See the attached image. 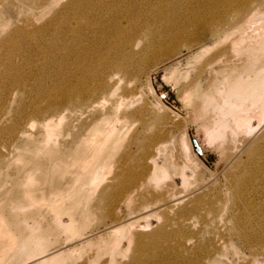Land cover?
Returning <instances> with one entry per match:
<instances>
[{"label":"rangeland","instance_id":"obj_1","mask_svg":"<svg viewBox=\"0 0 264 264\" xmlns=\"http://www.w3.org/2000/svg\"><path fill=\"white\" fill-rule=\"evenodd\" d=\"M242 1L0 0V264L43 258L46 264H195L200 258H190L189 249L202 245L216 264H264V243H245L240 231L253 229L241 216L246 209L254 215V205L232 198L237 185L251 186L247 180L264 173L254 166L264 162V123L253 115L254 100L219 99L214 142L197 114L202 92L212 84L225 88L234 66L246 65L244 76L251 78L264 66V52L247 40L251 31L264 32V2L245 6L263 12L251 26ZM225 6L231 9L225 21L199 29L209 11ZM236 15L239 24L225 23ZM138 51L142 61L124 93L117 86L116 96L95 94L83 112L46 107L41 119H29L40 104L60 98L66 78ZM118 94L125 95L120 110L127 120L109 124L124 138L109 143L102 157L80 159L79 151L96 140L81 122L112 107ZM228 102L235 111L225 110ZM239 105L240 114L253 116L245 118L248 124L236 122ZM98 125H91L97 138L108 127ZM147 143L155 156L141 159ZM126 152L131 158L125 160ZM157 162L166 169L158 170V181L152 178ZM244 166L253 168L250 176ZM257 190L246 187L240 199L255 200ZM179 222L185 235L168 240L161 231ZM158 233L164 236L151 240ZM139 238L145 243L137 245ZM31 251L41 258L29 262Z\"/></svg>","mask_w":264,"mask_h":264},{"label":"bare ground","instance_id":"obj_2","mask_svg":"<svg viewBox=\"0 0 264 264\" xmlns=\"http://www.w3.org/2000/svg\"><path fill=\"white\" fill-rule=\"evenodd\" d=\"M248 1L249 0H243L242 1L243 8H245ZM253 1L257 2L256 4H258V5H260V4L262 5L264 2V0H253ZM258 5H255V4L253 5L252 3L249 4L244 9L245 14L243 16V19L246 20L249 17L252 20L253 18L255 19V16L257 18L263 16L261 14L263 12H261V13L259 12L261 10H259ZM229 7L230 6H225L224 9H222V10L209 11L210 12L209 18L203 17L201 19L202 22H201L200 26L202 28H199V29L201 31H209L210 29H212V25L225 21L227 19L229 12L231 11V9ZM256 13H260L261 15L258 14V15H260L258 17V15ZM253 15H255V16H253ZM263 17H261L262 20H264ZM257 18H256V20H257ZM260 19H259V22H261ZM234 20H236V21H234ZM248 20H250V19H248ZM251 20H250V22L248 21V24H250L252 26V25H254V23L251 24V22H253L254 20H252V21ZM238 21H237V15H236L234 17V19L230 18L225 23L226 24L232 23L233 26H236L237 24L240 23V21L239 22ZM257 24L258 23H256V25ZM83 27L84 26H82V28ZM229 27H230V25H229ZM216 28H218V26ZM216 28L214 27L212 31L217 30ZM230 28H233V27H230ZM237 29H238V27H237ZM241 32H243V31H241ZM252 33L253 32L251 31L250 34L249 33L247 34L248 35L247 40H250V41L255 43L254 47H255L256 53L264 52V32L260 33V35H258V36L256 34H252ZM257 34H258V32H257ZM239 41L244 44V42L242 41V38H240ZM240 42L239 43L236 42V43L240 44ZM236 43H234V44H236ZM153 45L157 46L156 43H154ZM132 54H133V56H130V54H124V55H122L118 58H115V59H113L114 58L113 57V58H110L108 60L100 61L99 63L96 64L94 69H92V66H91V68L88 67V69L84 68L82 75H80V76L74 75L72 77V79L66 78L65 84L60 86V95H59L60 98L55 99V101H53L47 105H44V103H42L44 106H42L40 104L39 105L40 110H37L35 108L29 119L31 120V122H32L33 118H37V119L40 118L41 119V117L43 116L42 115L43 113L41 110L45 109L46 107L50 108L55 113H59V110H62L63 112L69 111V110H73L76 113H79L81 111L83 112L85 109H88L89 107L92 106L91 100L94 96H96L95 94H97V96L103 95L106 97L107 93L111 91V93H112L111 96H116L117 86L118 87L122 86V90H124L123 91V93H124L125 90L131 88L130 80L133 79L134 73L136 71L135 67H136V65H139L142 61V57L140 55L141 51H138V52L132 53ZM96 61H98V60H96ZM227 61H229V60H227ZM230 62H232L233 65L236 64L234 59L230 60ZM85 64H86V62H85ZM86 66H87V64H86ZM86 66H84V67H86ZM139 66L137 68H139ZM233 69L236 72V73H234L235 75H233L235 77L232 78L233 77L232 76V77L226 78L225 88L223 87V84L219 85V86L212 84V86H207V88L205 89V91L202 92L201 97H200L199 106L197 109L198 110L197 114H199L200 118L202 117L204 119V120L202 119L203 120L202 124L206 127V129L209 128L208 130H211L210 132L212 134L210 133L211 135H209V137H210V139H213L212 142H214V138L217 137V134H215L216 132L214 129L216 127H218L217 126L218 121H217V119L214 118V112L219 110V108H220V110L223 108V105L219 106L220 105L219 99L222 100V98H223L224 101L226 102L228 100V98H230L232 96H237V97H239V99H245V98L251 97V99L255 101V102L253 101V104L251 107V110L254 111L253 115L255 117H257L258 120H260L259 125L260 124L262 125L264 123V66L258 67L255 69L253 68L254 70H252V71H254V73H255L253 78L244 76L246 74V71L249 70V68L246 67V65H242L240 67L236 65L233 67ZM80 71H81V69H80ZM77 74H78V72H77ZM194 93L197 94L196 91H194ZM124 96H125L124 94H118V97L115 98V102H114V105L112 107H110L109 109H107L106 111L101 113L98 117H96L97 115L94 116V119L90 120V122L89 121L87 122V120H85L83 123L81 122V124H83L82 126H84L83 128H85V130H87L89 135H91V136L94 135V138L96 140L93 141V144L91 147L84 146L86 148H82V150L79 151L80 159H83V158L87 159V158H90L92 156L94 158L102 157L105 155L104 154L105 150L109 149V143L112 142L114 144L117 141L124 138L123 137L124 135H123L121 129L117 130L116 123L115 124H109V120L111 118H114L115 122H120L121 119L127 120V116H128L127 112L121 113V110H120V107L122 108V105H123ZM229 106H230V102H228V104L225 106V107H227V108H225V110H228V111L229 110L230 111L236 110L235 107L232 108ZM242 109L244 110L243 105H239L237 107V111L235 113L236 122L238 124H241V123L242 124L243 123L248 124V120H247L248 118L247 119H245V118L251 116V113H250V115H249V113H248V115L247 114L242 115V114H240ZM251 117H253V116H251ZM251 117H249V118H251ZM94 123L96 125L99 124L98 126H105V127L108 126V127H106L105 132H104V130L99 131L101 133L104 132L102 134L99 133V136L101 134V137L98 136L99 138H97V135H96V132L98 130L94 131L95 128H92V126H91ZM110 123H111V121H110ZM202 124H201V126H202ZM218 125H219V123H218ZM77 142L80 143L79 136L77 137ZM148 143L146 146L144 145L146 147V150H148V152L145 150L147 152V153L145 152L146 153L145 156L142 155L143 154V152H142V154H141L142 158L141 159H147L148 157H150V155L152 157L155 156V153L154 152L150 153V150H149L150 147H152V144H148ZM257 150L258 149H256V151ZM263 154H264V152H263ZM143 156H144V158H143ZM124 157H125V160L128 158H131V152H126ZM251 163H253V162H251ZM254 166H255V170L260 168L263 170L262 172H264V162H257L254 164ZM251 167H252V165H251ZM161 168H162V166H160L158 162L154 164V167L152 169L153 180H156V181L159 180V178L157 177L158 170L159 171L162 170L163 173L166 172V169L164 167L162 169ZM246 169H250V166H249V168H246ZM251 169H253V168H251ZM251 169H250V171H248L249 176L252 173ZM241 174L240 175L238 174V175L241 176ZM239 176L237 178H239ZM243 176H245V175H243ZM233 179H232V181H234ZM241 179H243L242 176H241ZM247 181L251 182V186L250 185L246 186L245 184L237 185L235 187L234 193H233V195H235V194H237V195L233 196L232 198L234 199V201H238L242 205H247L246 206L247 208H249L248 206H250L249 209H251V206L254 205V208H253L254 215H251L249 213V211H246L248 209H246L244 215L241 216V217L245 218L246 221L251 224V228H253V229H249L246 232L245 229H242L241 226H239V224L236 225V227L239 230L241 228L240 231L242 233V237H243V240L245 243L251 244V243H253L252 240H254V242H256V240H257L259 242L264 243V173L262 175L261 174H255L254 177L248 179ZM246 187L247 188L253 187L254 190H256V188H258V190L256 191V194H255L256 199L258 201H255L256 199L252 200V201L250 199V201H248V199H247L248 196H245L246 197L245 203L240 199V194L246 192ZM237 197H239V198L236 199ZM193 205H194L193 209H195V210L201 209L198 206V204H193ZM208 210L210 212L215 213L217 211V208L214 204H210ZM235 219H237L236 221L239 222V217L235 216ZM123 226H128V225L123 224V225H118L116 227L117 228H121V227L123 228ZM119 230H121V229H119ZM161 232H164V233L166 232L165 237L168 240L175 237V235L183 236L186 233V224H182L179 222L177 227L175 229H173L172 231H170V230L167 231V229H164ZM191 234H193V233H191ZM239 234H240V232H239ZM163 236L164 235H162V234L159 235V233L153 234L151 236V240L154 241V240H157L156 238L163 237ZM135 241H137V240H135ZM144 243L145 242L142 238H139L137 241V245L144 244ZM206 246L207 245H202L201 247L196 246V248L194 250L189 249V251H193L189 255L190 258H192V259H195L196 257L200 258V261L198 263L195 260V264H205V261L207 262V264H216L218 262L215 258L211 257L212 253L208 248H206ZM146 247L147 246L142 247V253L145 252ZM37 249H38V247L36 245V246H32L31 250L35 252V251H37ZM185 250H187V249L185 248ZM204 250H207V252L205 254L203 253L202 256L198 255L199 252H200V254H202V251H204ZM32 251L30 253L31 256L29 258V260H30L29 262H31V261L33 262L34 260L41 258V257H38L37 252L34 253ZM36 256L38 258H35ZM194 256H195V258H194ZM48 260L49 259H47V258H43L41 261H37L34 264H46L48 262ZM53 260H56V259H53ZM52 262H55V261H52ZM219 262H221V261H219Z\"/></svg>","mask_w":264,"mask_h":264},{"label":"water","instance_id":"obj_3","mask_svg":"<svg viewBox=\"0 0 264 264\" xmlns=\"http://www.w3.org/2000/svg\"><path fill=\"white\" fill-rule=\"evenodd\" d=\"M192 141H193V144H194V146H195L196 152H197L201 157L204 158V154H203V152H202V149L200 148V146H199V144H198V141H197V139H196L194 136L192 137Z\"/></svg>","mask_w":264,"mask_h":264}]
</instances>
